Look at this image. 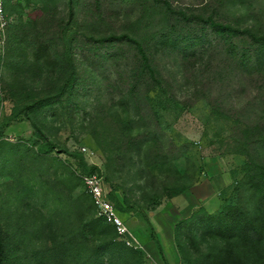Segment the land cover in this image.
Segmentation results:
<instances>
[{"label":"rangeland","instance_id":"374dc122","mask_svg":"<svg viewBox=\"0 0 264 264\" xmlns=\"http://www.w3.org/2000/svg\"><path fill=\"white\" fill-rule=\"evenodd\" d=\"M12 15L0 32V264H253L238 240L230 263L208 217L264 220L246 183L264 168V56L242 34L264 33V0H28ZM209 20L240 32L222 37ZM94 169L138 249L97 218L77 181Z\"/></svg>","mask_w":264,"mask_h":264},{"label":"trees","instance_id":"16d2710c","mask_svg":"<svg viewBox=\"0 0 264 264\" xmlns=\"http://www.w3.org/2000/svg\"><path fill=\"white\" fill-rule=\"evenodd\" d=\"M21 5L22 4H19L16 7L19 8ZM209 22L212 23L213 26H215L216 32L222 37L234 36L240 32L231 25H222L214 22L213 20H209ZM242 34L247 35L251 39L253 45L257 49H259L264 56V33L252 29H245L242 31ZM115 38L116 37L102 38L99 39L98 42L100 44L111 43L115 40ZM137 46L143 63V72L148 73L152 79H155V72L152 69V67L149 65L148 56L146 55V53L139 44ZM36 59H38L39 61L40 60L43 61L51 69L54 68V62L51 58L48 48L45 45H41L37 50ZM77 77L78 75L75 71L71 79L67 82V84L64 87L63 90L64 94L71 95L75 92ZM52 149L53 148L51 146L48 147V145H44L40 147L39 152L42 154H49L52 151ZM257 168L258 169H253L248 172L246 176V183L250 187V189L258 193L261 199L264 200V168H259V167ZM95 172L100 173L99 171H95V169L86 173L91 174ZM77 177H78L77 181H80L81 183L79 175ZM88 199L91 201L89 197ZM111 199L118 208V210L121 212V208L116 203L113 193H111ZM208 218L211 221H215L218 218V227L210 230L214 234L219 236L223 241L226 242L227 246L225 247V249L227 251V255H228V259L230 260V263L234 258L237 261L239 260L238 258H236L233 250V243L235 240H238L241 243V245L246 249V251L250 254V256L253 258V264H264V220L261 217H246L241 213L239 209L229 208V210L225 213H222L220 217H208ZM100 222L104 226L112 229L117 238L116 231L112 226L103 223L102 220H100ZM2 250H3V245L0 241V257ZM239 264H243V263H239Z\"/></svg>","mask_w":264,"mask_h":264},{"label":"built area","instance_id":"2783aa9c","mask_svg":"<svg viewBox=\"0 0 264 264\" xmlns=\"http://www.w3.org/2000/svg\"><path fill=\"white\" fill-rule=\"evenodd\" d=\"M26 0H0V32H4L13 24V9ZM86 152V149H82ZM79 178L85 193L91 199L96 216L103 223L112 226L119 241L130 248L138 249L133 244L132 234L125 221L120 217V211L111 199V190L107 187L104 176L101 173H80Z\"/></svg>","mask_w":264,"mask_h":264},{"label":"crops","instance_id":"0c3cea01","mask_svg":"<svg viewBox=\"0 0 264 264\" xmlns=\"http://www.w3.org/2000/svg\"><path fill=\"white\" fill-rule=\"evenodd\" d=\"M176 207L178 208V203H177Z\"/></svg>","mask_w":264,"mask_h":264}]
</instances>
